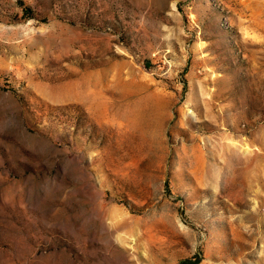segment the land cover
Segmentation results:
<instances>
[{"label": "rangeland", "instance_id": "rangeland-1", "mask_svg": "<svg viewBox=\"0 0 264 264\" xmlns=\"http://www.w3.org/2000/svg\"><path fill=\"white\" fill-rule=\"evenodd\" d=\"M264 264V0H0V264Z\"/></svg>", "mask_w": 264, "mask_h": 264}, {"label": "trees", "instance_id": "trees-1", "mask_svg": "<svg viewBox=\"0 0 264 264\" xmlns=\"http://www.w3.org/2000/svg\"><path fill=\"white\" fill-rule=\"evenodd\" d=\"M197 262H192V263H189V264H196Z\"/></svg>", "mask_w": 264, "mask_h": 264}]
</instances>
